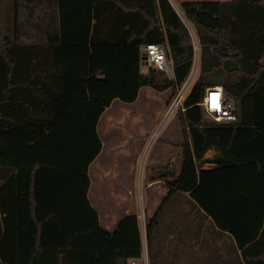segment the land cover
Listing matches in <instances>:
<instances>
[{
	"label": "trees",
	"instance_id": "obj_1",
	"mask_svg": "<svg viewBox=\"0 0 264 264\" xmlns=\"http://www.w3.org/2000/svg\"><path fill=\"white\" fill-rule=\"evenodd\" d=\"M178 3L201 66L177 112L181 170L147 233L167 197L187 191L233 237L241 264H264V0ZM0 40V264H132L138 217L108 232L88 197L97 126L114 99L133 102L145 86L175 93L185 80L193 47L181 14L170 0H14L13 35ZM147 42L167 45L174 80L141 72ZM218 83L237 102L228 125L205 120L199 104ZM211 148L216 164L202 167Z\"/></svg>",
	"mask_w": 264,
	"mask_h": 264
},
{
	"label": "rangeland",
	"instance_id": "obj_2",
	"mask_svg": "<svg viewBox=\"0 0 264 264\" xmlns=\"http://www.w3.org/2000/svg\"><path fill=\"white\" fill-rule=\"evenodd\" d=\"M170 1L181 14L191 36L193 56L190 72L194 74L196 80L201 66L199 39L194 26L184 16L178 0ZM13 26L14 0H0V39L2 35L12 36ZM261 62L264 64V55ZM223 71L224 74L227 73L226 69ZM173 94L170 88L156 92L150 86H145L139 91L141 97L139 101L113 100L112 105L101 115L97 127L103 149L98 158L96 157L90 164L88 192L91 204L101 214H105L106 210L115 206L119 210L116 216H120L127 207L139 210L140 205L143 204L144 215L142 210L141 212L147 225V220L156 212L168 188L166 178H173L171 176L177 171V164L181 160L177 154L178 146L172 144L184 139L178 113L167 118L166 121L163 115L165 105ZM159 119L164 122L159 123ZM152 142L153 145L149 147ZM211 152L209 150L207 153L211 154ZM166 155L171 160L176 155L174 169L167 168L169 162L163 163ZM181 200L183 201V197ZM171 212L169 205H166L162 219ZM154 261L158 263V259ZM163 261L168 262L165 258ZM163 261L159 264H163ZM189 264H224V262L214 250L205 252L201 247L199 251L193 250Z\"/></svg>",
	"mask_w": 264,
	"mask_h": 264
},
{
	"label": "crops",
	"instance_id": "obj_3",
	"mask_svg": "<svg viewBox=\"0 0 264 264\" xmlns=\"http://www.w3.org/2000/svg\"><path fill=\"white\" fill-rule=\"evenodd\" d=\"M140 98L141 97L138 95L136 101H139ZM115 100L119 99H114V101ZM166 120L167 119H165V121ZM160 122L162 123L164 121L159 119V123ZM151 145H153V142L149 145V147H151ZM209 150L212 151L211 154L207 153ZM177 151L179 156L178 158L181 159V155H179V148H177ZM218 156L219 152L217 150L214 148L208 149L203 156L204 162L202 167L215 166L216 163L209 160ZM175 158L176 155L172 160L169 159L167 155L165 156L163 163L169 162L167 167L168 169H172V167L174 169ZM181 165L182 159L179 160L177 164V171L173 174V176H171L173 178H166L168 181V188L170 181H172L180 173ZM168 188H166L164 192L163 200L168 195L170 190ZM182 197L183 201L181 200ZM166 205H169V209L172 212L167 214L166 218L162 219L164 216L163 210ZM95 209L99 215L101 226L108 232H113L119 220L124 216L128 214H135L138 217L141 233L142 254L137 259L132 260L137 264H151V261L155 259H158L157 264H159L164 258L168 260V262L165 263L163 261V264H189L193 250L199 251L201 247H203L205 252L214 250L221 256L224 264H241V251L236 246L233 237L228 232L219 229L213 222L212 218L197 205V203L189 196V192L187 191H176L167 197L163 204V208L159 213L158 224L155 227L158 230H154V228L150 234L147 233L146 224L143 220L141 212L142 210L144 215L145 211L143 204L140 205L139 210L127 207L124 213L120 216H116L119 210L116 209L115 206L106 210L105 214H101L97 208ZM107 211H109V213H107ZM154 231L156 232L154 233Z\"/></svg>",
	"mask_w": 264,
	"mask_h": 264
},
{
	"label": "built area",
	"instance_id": "obj_4",
	"mask_svg": "<svg viewBox=\"0 0 264 264\" xmlns=\"http://www.w3.org/2000/svg\"><path fill=\"white\" fill-rule=\"evenodd\" d=\"M168 47L164 43L147 42L140 47V70L149 73L151 70L164 72L174 80L173 63L167 55ZM194 74L190 72L185 80L177 86L176 92L167 104L164 117L167 119L179 110H184V100L195 82ZM215 98V99H214ZM203 118L220 125L234 122L237 102L230 96L221 84L207 86L199 102ZM132 264H137L132 261Z\"/></svg>",
	"mask_w": 264,
	"mask_h": 264
},
{
	"label": "snow or ice",
	"instance_id": "obj_5",
	"mask_svg": "<svg viewBox=\"0 0 264 264\" xmlns=\"http://www.w3.org/2000/svg\"><path fill=\"white\" fill-rule=\"evenodd\" d=\"M215 99V98H214Z\"/></svg>",
	"mask_w": 264,
	"mask_h": 264
}]
</instances>
